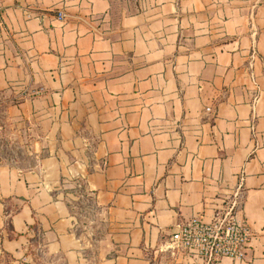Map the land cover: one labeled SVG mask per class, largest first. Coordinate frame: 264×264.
<instances>
[{"label":"crops","instance_id":"obj_1","mask_svg":"<svg viewBox=\"0 0 264 264\" xmlns=\"http://www.w3.org/2000/svg\"><path fill=\"white\" fill-rule=\"evenodd\" d=\"M236 196L264 264V0H0V264H202Z\"/></svg>","mask_w":264,"mask_h":264},{"label":"built area","instance_id":"obj_2","mask_svg":"<svg viewBox=\"0 0 264 264\" xmlns=\"http://www.w3.org/2000/svg\"><path fill=\"white\" fill-rule=\"evenodd\" d=\"M63 17L61 13L57 16L58 19ZM240 213L237 196L224 199L209 221L193 217L178 225L165 241V251L202 264H220L225 258L245 260L252 235L245 220L239 217Z\"/></svg>","mask_w":264,"mask_h":264}]
</instances>
